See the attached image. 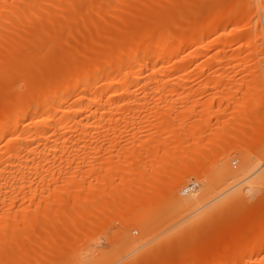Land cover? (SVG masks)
<instances>
[{
  "label": "bare ground",
  "instance_id": "obj_1",
  "mask_svg": "<svg viewBox=\"0 0 264 264\" xmlns=\"http://www.w3.org/2000/svg\"><path fill=\"white\" fill-rule=\"evenodd\" d=\"M198 1L197 5H194L197 2L193 3V0L180 1V12L183 17L179 16L183 21L179 22L180 18H178L179 23L174 24L169 19H172L170 7L175 0H0V264H24L22 259L25 254L35 256L34 252L27 253L30 249L27 243H31L33 233L30 230L35 225L34 222L39 219L35 216L36 205L29 206L25 201L27 198L30 201L31 199L37 201L34 199H37L38 194V185L35 183L39 181L36 179L41 176L39 160L42 154L50 157L52 151L45 148L54 145L68 143L81 145L91 141L99 143L104 141L103 134L108 137L112 133L117 135L116 133L120 131L137 135V132L147 130L152 134L156 133L157 136L162 132L160 136L165 138L155 137L152 139L154 141H151L148 137L151 142L146 146L144 143L146 148L131 149L122 164L113 161V157L104 159L103 155H82L79 152L75 157L68 155V158L65 157L67 162L75 159L79 163L89 162L88 165L91 167L86 172H82L84 174H80L82 176L77 171L68 170L70 171L68 177L72 181L80 176L82 177L80 181L87 177L101 178V183L97 186L91 185L89 189H85L88 186L84 187L82 183L72 184V187L66 186L68 188L65 191L57 189L56 186L57 194L54 193V197L53 194L50 196L51 192L46 193L49 196L48 205L52 210L55 208L53 205L58 206L61 209L60 214L65 215H63L65 218L62 216L65 224H73L76 228H79L78 224L82 221L84 225L91 214L96 215V221L99 220L101 210H108L107 216L110 217L114 213L121 212L124 224L140 228L142 235L132 238L129 237L131 234L129 233L126 234L128 236L123 237L122 242L118 238L117 241L112 238L113 243L121 242L134 250L151 242L153 229L157 224V226L161 224L165 226V223L172 222V225L165 226L166 228L161 227L164 231L167 227L171 229L175 223L177 224L174 218L178 215L185 218L190 216V219L186 218L185 225L179 226L181 230L172 228L173 231L169 233L168 228L165 233L169 234H166L162 241L169 245L171 241L176 242V237L181 238L183 232L185 234L188 232L191 236L189 227H195L202 220L201 217L195 218L196 215L193 217L191 214L201 210V206L204 207L215 190H224L225 193L259 170L255 180L248 182L244 188L235 190L228 195L229 197H224L226 199L222 198L224 201H221L222 204L219 202L221 205L216 203L218 207H214L217 210L219 206L234 202L247 205L250 198L245 199L244 192L251 197L259 188H264V166L262 165L261 170L257 166L261 161L254 165L252 160L254 158H251L246 150L247 142L250 140L258 141L254 144H264V91L259 90L262 88L261 81H264V76L262 77V73L259 72L264 61L262 57L264 0ZM140 10L145 12L143 15L147 13L146 15L150 16L149 20L151 17L156 19L155 26L151 27L150 23L146 26L143 22L130 23L133 15ZM141 17L137 18L138 21ZM246 17L248 18L245 19ZM213 48L217 50L213 52ZM238 66L248 71L245 76L248 79L246 81L248 90L243 100H235L236 93L233 94L231 91L222 94L221 91H216L206 103L202 104V98L197 97L198 90H194L195 83L204 75L208 87L215 82L232 80L233 75L231 76L228 70ZM213 68L216 70L207 72V69L211 71ZM176 98L178 102L184 100L185 103L182 101L183 110L175 115L173 111L176 106H173L174 103L172 105L170 100ZM201 106L205 114L198 119L197 112ZM229 111L234 117L221 120V114L226 115ZM215 115L218 119L217 124L215 123L218 136L216 140L213 139L215 142L210 141L212 138L209 137L207 145L212 146L216 143L215 147L211 148L216 158L219 177L216 182L204 172L205 170L194 169L192 164L190 166L191 162L188 160L196 159L200 154V147L207 143L205 133L211 131V127L209 130L206 127L214 125L212 118ZM239 116L245 118V153L230 140L231 127L236 128L235 120L237 119L238 122ZM191 123L189 129H185ZM166 131L171 137H166L165 134H168ZM109 138V142L113 145L121 144L120 138L116 136ZM139 138L135 141H140ZM209 148L205 149L209 150ZM232 158L241 161L238 168L232 167ZM97 163L104 165L97 168ZM104 166L106 169L102 175L99 170ZM49 171L51 170H47ZM60 171L61 179L65 172ZM55 173L58 172H52L53 175ZM59 173L57 177L56 174L53 176L55 180ZM45 174L43 175H50V179L53 178L51 172ZM66 177L64 176V179ZM116 177L122 182L129 181L123 182L126 183L125 186L118 179L120 181L116 183L120 182V186L116 183L113 185L112 181ZM192 178V181L197 179V190L194 189L193 194L183 192L188 195H181L179 187ZM162 180L166 182L160 187L157 182ZM262 191L264 192L263 189ZM63 193L66 197H63ZM99 193L102 194L101 197H97L100 196ZM144 193H149L150 196L146 197ZM116 194H120L121 198L116 199ZM148 198L150 202L147 204L145 201ZM39 199H42L41 196ZM68 203L71 207L67 206L66 209L65 205ZM26 205L29 207L25 208ZM239 206L241 205H237V208ZM29 208L30 211L33 209L32 213L26 215ZM263 208L264 206L260 210L255 209L256 211L252 213L257 212L255 216H251L250 213L249 218L246 217L248 228L261 224L264 220ZM32 214L35 218L31 217L34 219L30 217ZM56 214L58 212L55 213L58 219L53 216L56 219L55 223L60 221L61 216ZM230 216L233 218V215ZM28 218L32 221L31 224ZM25 221L29 222L31 227H27L29 224ZM184 226L186 229H182ZM24 230H29V233H25L27 235L31 233L30 238L27 236L30 240L25 239L26 235L22 232ZM74 233L77 234L79 231L72 232ZM198 235L194 236L197 238ZM194 236L190 239L196 240ZM69 237L77 239L78 234ZM257 237L246 242L242 239L238 240L241 245L237 242L240 247L238 246L231 255L227 253V246L224 251L222 250L224 247L212 248L210 256L201 254L205 249L200 245L204 244L203 239L198 245L196 243L199 239L196 242L193 240L192 243L196 246L193 248L190 243L192 245H189L190 256L200 253L202 258L198 264H264V256L252 254L259 246ZM72 240L71 242L74 241ZM32 242L34 243L33 239ZM164 242L163 245L161 243L162 247L165 246ZM156 244L161 248L160 243ZM23 245H26V248H23ZM34 249L30 250L34 251ZM154 249L157 250L154 247L152 251ZM154 255L156 254L152 256L150 254L152 261L150 262L149 259V264L153 263V258L157 259L158 256L154 257ZM74 256H77L76 260L79 259L78 254ZM142 259L140 260L144 263ZM137 263L139 264V261ZM29 264L35 263L31 261Z\"/></svg>",
  "mask_w": 264,
  "mask_h": 264
},
{
  "label": "rangeland",
  "instance_id": "obj_2",
  "mask_svg": "<svg viewBox=\"0 0 264 264\" xmlns=\"http://www.w3.org/2000/svg\"><path fill=\"white\" fill-rule=\"evenodd\" d=\"M180 1H182V0H175V3L172 5V7H170V13H171V17H172V19H169V21L171 22V23H174V24H176V23H179L180 21H183V16H182V13L180 12V5H181V2ZM194 2H197V3H195L194 5H197L198 3H199V1L198 0H193V3ZM179 3V4H178ZM179 7V8H178ZM175 11V12H174ZM177 12H179V13H177ZM143 13H145V12H143V10H140V11H138L136 14H134L133 15V18H132V21L130 22V23H133V21L134 22H136L135 24H141L142 22H143V24H146V26H147V24H149L150 23V26L151 27H153V26H155V23L157 22V21H154V20H156V19H153L154 17H151V20H149V18H150V16L149 15H146V14H144L143 15ZM174 15H173V14ZM176 13V14H175ZM138 14V15H137ZM141 15H142V17H141ZM146 15V16H145ZM179 15H181L182 17H180ZM136 16V17H135ZM144 16V17H143ZM148 16V17H147ZM140 17H141V20H139L138 21V19H140ZM170 17V18H171ZM138 18V19H137ZM178 18H180L179 19V22H177L178 21ZM248 17H246L245 19H247ZM144 21H143V20ZM174 19H176V20H174ZM141 21V22H140ZM148 21V22H147ZM150 21H152V22H150ZM246 21V20H245ZM140 22V23H139ZM147 22V23H146ZM154 22V23H153ZM176 22V23H175ZM123 25V24H122ZM125 25V24H124ZM123 25V26H124ZM129 26H130V24H128ZM127 25V26H128ZM236 45L237 44H235V46L234 47H236ZM214 50V51H213ZM213 50H211V51H213V52H215L217 49L215 48H213ZM248 50V49H247ZM246 49H245V54H246ZM263 58H264V55L262 56ZM262 58V59H263ZM262 66L263 67H261L260 68V70H259V72L260 73H262L261 75H262V77L264 76V61H263V64H262ZM216 70V68H213L211 71L210 70H208L207 69V72L208 73H210V72H213V71H215ZM222 70V69H221ZM228 72L229 73H231V76L233 77L232 78V80L230 79L229 81H228V79H227V81H224V82H215V84L213 83V84H211V85H209V87L207 86V80H205L204 79V77H205V75L203 76V77H201V79L202 80H204L203 82L202 81H200L199 79V81H197V83H195V85H194V90H198L197 92H199L198 93V95H197V97H199V98H202V101H203V103L202 104H204V103H206L207 102V100L209 99V97L211 96V94H213V93H215L216 91H221V94H222V92H224L225 93V91L227 92V91H231V92H233V94H235V100H243V98L245 97V92H246V90H248L247 89V87H246V85H248V82H247V84H246V81H248V79L247 78H245V76L247 75V73H248V71L247 70H245V68L244 67H233V68H231L230 70H228ZM214 73H216V72H214ZM260 73H258V74H260ZM207 75V74H206ZM247 79V80H246ZM263 80H264V78H263ZM200 82V83H199ZM261 87L262 88H260L259 90H261L262 91V89H263V91H264V81L262 82L261 81ZM259 86H260V84H259ZM207 87V88H206ZM206 89H208V90H206ZM206 90V91H205ZM260 91V92H261ZM264 93V92H263ZM172 100V101H171ZM170 100V102L172 103V105H173V103H174V105L173 106H176L175 107V110L173 111V112H175V115L176 114H179L180 112H181V110H183V103H185L184 102V100H182L183 101V103H182V101L181 100H179V101H181V103L180 102H178V99L176 98V99H171ZM175 100V101H174ZM174 101V102H173ZM186 101V100H185ZM218 103H219V101H217ZM201 104V105H202ZM203 111V108H202V106L201 107H199V110H198V112H197V115L199 116H197L198 117V119L199 118H202V115H204L205 113H204V111ZM179 112V113H178ZM203 113V114H202ZM172 115V114H171ZM170 115V116H171ZM222 116H220V117H222V118H220L221 120H223V119H228V118H232V117H234V116H231L230 115V111L225 115H223V114H221ZM172 116H174V114L172 115ZM228 116V117H227ZM196 117V118H197ZM216 117V115L215 116H213V118H212V125H213V123H214V125L213 126H209V127H206V129L208 128V130H209V128L211 127V131L209 130L207 133H205L206 135H205V137L207 136V138H206V141H207V143H205V144H203V146H201L200 147V154H199V156L195 159H193V158H191V159H188L190 162V166H191V164H192V166L194 165V169H198V170H200V171H204V172H206V174L208 173V175L214 180V182H216V181H218L219 180V177H218V174H217V165H216V158H215V155H214V153L212 152V149L211 148H214L215 146H214V144H216V143H214L212 146L211 145H207V144H209V140H210V138L209 137H211L212 139L210 140V141H212L213 139H215L216 140V138H217V136H218V132H217V117ZM245 117V116H244ZM170 118H174V117H170ZM239 118V121L238 122H236V120H235V125H236V128H235V126L234 127H231V132H230V140L232 141V144L234 143V145H237V146H239V147H241V149L244 151V153H245V118H243V116L240 118V116L238 117ZM171 120V119H170ZM191 120V119H190ZM190 120H187V121H190ZM193 120H194V118H193ZM192 120V121H193ZM191 121V122H192ZM211 122V121H210ZM241 122H243V123H241ZM170 123H172V120H171V122ZM169 123V124H170ZM187 123V122H186ZM190 123V122H189ZM193 123V122H192ZM192 123L191 124H189V126L188 127H186L185 129H189V127L192 125ZM216 123V124H215ZM211 124V123H210ZM209 124V125H210ZM238 124V125H237ZM188 125V124H187ZM240 128V130H238V129ZM216 129V130H215ZM186 130V132H191V131H187ZM191 130H192V128H191ZM214 130H215V132H214ZM147 132V133H146ZM156 132V131H155ZM164 132V131H163ZM167 132V131H166ZM165 132V133H166ZM185 132V131H184ZM210 132V133H209ZM234 132V133H233ZM142 135H141V134ZM158 133V132H157ZM168 133V132H167ZM117 135H115V133L113 134H111V135H109V136H116L118 139H119V141L121 142V144L120 145H113L112 143H110L109 142V140L108 139H110L109 138V136L107 137V135H104L103 134V140L104 141H102V142H99V143H96L95 141H91V143L90 142H88V143H82L81 145H79V144H77V143H68V144H59V145H54V146H51V148L50 147H48V148H45L46 150H49L51 153H50V157H46V156H44V154H42V156H41V158H40V160H39V163H40V165L39 166H41L40 167V172L41 173H39V175H41V176H39V177H37L38 179H36V180H38L39 182L38 183H35V184H37L38 185V187L35 185V187H37L38 189V191H37V195H36V197H37V199H34V200H37V201H32V199H31V201H30V199H26V201H25V203L26 204H28L29 206H32V207H34L35 205V213H36V217L39 219V221H35L34 223H35V225L33 226V228L30 230L29 228H27V229H29L30 230V232L32 231V239H33V241H34V243L32 242V239H31V243H27V244H29V248L31 249H34V251H32V250H30V249H28L29 251L27 252V253H33L34 252V254H35V256H29V255H26L25 254V256H23V262L22 263H24V264H29L31 261L33 262V263H35V264H135V263H137V261H139V264H149L148 262H149V259H150V254H151V256L153 255V254H156V255H154V257L155 256H158L157 257V259L155 258H153V263H150V264H166L167 262V264H179V263H182V262H187V263H189V264H198L200 261H201V258H202V256H200L199 254L197 255V254H194V256H190V252H189V250L191 249H189V245L190 246H192L193 248L196 246V245H198L199 244V242L202 240V241H204V244H200L201 245V247H202V249L203 248H205L204 249V251H203V253L201 252V254H204L205 256H210L211 254L210 253H212V248L214 249V248H222V247H224V248H222V250L224 251V249H226V247H227V249L226 250H228L227 251V253H229L230 255L234 252V251H236L237 250V248H238V246L239 245H241V243L238 241V240H243V241H249L250 239H253L254 237H257V238H259V239H257L256 241H257V244L260 246H258L255 250H253L254 252L252 253L253 254V256H264V222H263V224H262V221H264V220H262L261 221V224L260 223H258L257 224V226H253L252 228H248V225H246V223L247 222H245V221H248V220H246V217H247V219L249 218V214L251 213V216H255L256 214H257V212H256V214H252V213H254L256 210H260V208L261 207H263L264 206V196H262V195H264V192L262 191V189L264 190V188H259L258 189V191L255 193V195L254 196H251V197H249V195H247L245 192H244V195H245V199H249V201L250 202H252V203H250L249 201H247L249 204H241V203H232V204H229V205H225V206H219V209H215V207H218V205L221 203L222 204V202L224 201V199H226V198H224V197H229L228 195H230V194H232L235 190H237V189H239V188H244L247 184H248V182H251V181H253V180H255L256 178H257V175H258V173H259V170L256 172V173H254V174H252V176L250 175V177L248 176L247 178H245V180H244V182H241L240 184H238L237 186H235V187H233V188H231L230 190H226V192L224 193L223 191H221V190H215L217 193H214L213 192V194L211 195L212 197L211 198H209L208 200H207V202H206V204L204 205V207H202L201 206V210H197L195 213H193V214H191V216H195L196 215V217L195 218H197V217H201V219L202 220H200V223H197V225L194 227V226H191L192 228L194 227V229H192V228H190L189 227V229H188V231L190 230V235L193 237L194 235H198V237L196 238L195 236V239L198 241V239H199V241H198V243H196V245H194L195 243H192L193 242V240L194 239H190L191 238V236H189L188 235V232H186V234H185V232H183V235L181 236V238L180 237H178V238H180V239H178L177 237H176V239L178 240H176V242H169L170 244L168 245V244H166L164 241H162L163 239V237H165V235L166 234H169L171 231H173V229L174 230H176V229H178V230H181V226L182 225H185V219L187 218H189V217H184V219L181 221V219L183 218L181 215H178L177 217H175V216H173V217H175L174 218V220L177 222V224L175 223V227L174 226H172V228L170 229L169 227H167V230H168V228H169V230L170 231H168V232H166L165 233V231H167L166 229H165V231H164V229H162L161 227H163V228H166L165 226H169V225H172L171 223H168V225H167V223H165V224H163V225H165V226H161L162 224L161 223H159V224H161L160 226H157L156 225V227H154V229H153V233H152V240H151V242L149 243V244H147V245H145V246H143V247H141L140 249H138V250H134L132 247H130V246H125V245H123V244H121V240L123 239V237L126 235V234H128L129 235V233H131L130 235H133V236H130L129 235V237H132V238H137V237H140L141 235H142V231H141V229L140 228H138V227H135V226H133V225H131V224H124V222H123V219L121 218L122 217V215L123 214H121V212L119 213V214H117V213H114L113 215H111L112 217H110V216H107V212H109L108 210L107 211H104V210H101V213H99L100 214V216H99V220H97L96 221V215H94V214H91V215H89L88 217V219L84 222V225L82 224L83 223V221L81 222V223H79V224H81V226L78 224V226H79V228H76L75 227V225H73V224H65V222H64V220L65 219H62V216L64 215H62V214H60L61 212L59 211V210H61L58 206H56V205H53V207H55V208H53V210H52V207L50 206V205H48L49 204V196H47L46 195V193H48V192H51V194H50V196L53 194V197H54V193L55 192H57V189L58 188H60V190L62 189L63 191H65V189L66 188H68V187H70V185H71V187H72V184H80V183H82L83 184V186L84 187H87V188H85V189H89V187L91 186V185H93V186H97V185H99V183H101L100 182V180H101V178L99 179H96V178H90V177H87L85 180H83V181H80V178H82V177H80V176H82V175H84L83 173L84 172H86L89 168H91L90 167V165H88V164H90L89 162H78V160L77 161H75V159H73L71 162H67V156L69 155H74V157H75V155L77 154V155H79L77 152H79V153H81L82 155H84V154H89V155H99V156H102L103 155V158L104 159H108V158H111V157H113L114 159H113V161L115 160V162H117L118 164H122L123 162H124V159H125V156L127 155V153L128 152H130V151H132V150H134V149H136V150H138V149H142V147L145 149L146 147H144V143H145V146H146V144L148 143V142H151V141H154V140H152L153 138L155 139V137L158 139V138H165L164 136H160V134L162 135V132L157 136V134L156 133H154L153 132V134H152V132L151 131H147V130H145V131H142V132H137V135L135 136L132 132H122V131H120V132H118V133H116ZM133 134V135H132ZM170 133H168V134H165L166 135V137H169L170 135H169ZM185 134V133H184ZM233 134H234V136H233ZM129 135V136H128ZM145 137H144V136ZM168 135V136H167ZM173 135V134H172ZM120 136V137H119ZM133 136V137H132ZM125 137V138H124ZM135 137V138H134ZM136 137H140L139 138V140L140 141H135V140H138V138H136ZM148 137L150 138V140L151 141H149V139H148ZM171 137V136H170ZM127 138V139H126ZM142 138V139H141ZM173 138H174V136H173ZM172 138V139H173ZM208 138H209V140H208ZM125 139V140H124ZM144 139H146V140H148L147 142H146V140H144ZM172 139H170V140H172ZM107 140V141H106ZM141 140H143L142 142H141ZM214 141V140H213ZM252 141H253V144H252ZM215 142V141H214ZM258 142V141H257ZM255 140H250V142H247V144H248V146L246 147V150H247V152L251 155V158H254V159H252L254 162H253V164L255 163H259L258 161H261V163H259L260 165H257V166H259L260 168V170H261V167H262V165L264 166V144L262 145L261 143H260V145L259 144H254V143H257ZM102 143V144H101ZM122 143H124L123 145H122ZM140 144V145H138V144ZM239 143V144H238ZM75 144V145H74ZM246 144V145H247ZM61 145V146H60ZM64 145V146H63ZM65 145H67L68 147H66ZM92 145H93V147H92ZM148 145V144H147ZM72 146V147H71ZM85 146V147H84ZM109 146V147H108ZM116 146V147H115ZM133 146H134V148H133ZM209 146H210V148H209ZM108 147V148H107ZM112 149H111V148ZM121 147V148H120ZM129 147H130V149H129ZM209 148V150L208 149H205V148ZM78 148H80V149H78ZM105 148V149H104ZM106 148H107V150H106ZM123 148V149H122ZM56 149V150H55ZM83 149H85V150H83ZM92 149V150H91ZM120 149H122V151L120 150ZM126 149V150H125ZM132 149V150H131ZM162 149V148H161ZM88 150V151H87ZM118 150V151H117ZM91 151H92V153H91ZM109 151V152H108ZM124 151V152H123ZM161 151V150H160ZM76 152V153H75ZM83 152V153H82ZM116 152V153H115ZM162 152H163V150H162ZM162 152H160V153H162ZM202 152V153H201ZM208 153H210V155L208 154ZM108 154V155H107ZM111 154V155H110ZM107 155V156H106ZM54 158H53V157ZM58 156V157H57ZM62 156H64L62 159H61V157ZM110 156V157H109ZM120 156V157H119ZM254 156V157H253ZM65 157H67L66 159H65ZM200 157V158H199ZM258 157V158H257ZM261 157V158H260ZM118 158V159H117ZM120 158H122L121 160L122 161H120ZM60 159V160H59ZM64 159H65V161H64ZM233 160H231V165H232V167L233 168H238V166L240 165V163H241V161L239 160V159H234V158H232ZM261 159V160H260ZM54 160V161H53ZM75 161V162H74ZM51 162V163H50ZM263 162V163H262ZM50 163V164H49ZM79 163V164H78ZM41 164H43V165H41ZM74 164V165H73ZM98 165H97V168L98 167H101V166H103L104 165V163L101 165L100 163H97ZM196 164V165H195ZM254 164V165H255ZM47 165V166H46ZM84 165H86V166H84ZM186 165H188V163L186 164ZM212 165V166H211ZM66 166V167H65ZM77 166V167H76ZM80 166V167H79ZM197 166V167H196ZM256 166V167H257ZM83 167V168H82ZM87 167V168H86ZM107 167V166H106ZM188 167V166H187ZM199 167V168H198ZM42 168H44V169H42ZM77 170H76V169ZM190 168H192V167H190ZM263 168V167H262ZM52 169H53V171H52ZM86 169V170H85ZM103 169H104V171H103ZM105 166L104 167H102V169L100 168V173L103 175V173H105ZM47 170H51V171H49V172H51V174H52V172H58L59 173V171L60 170H64V172H65V175H63V177H61V179H60V173H59V176H58V178H57V180H55L56 178L55 177H57V175H58V173L55 175V177H53L54 175L52 174L51 175V178L52 179H50V175H47V176H45L46 174L45 173H49V172H47ZM68 170H70L71 172H74V171H77L78 172V174L80 175V174H82V175H80L78 178H76V179H73L74 181H72V179H70V177H68V176H70V171L68 172ZM79 170H80V172H79ZM101 170H102V172H101ZM61 172V171H60ZM67 172V173H66ZM83 172V173H82ZM68 173H69V175H68ZM43 174H45V175H43ZM86 174V173H85ZM42 175H43V177H42ZM66 175H67V177H66ZM64 176L66 177V179H64ZM47 177V178H46ZM55 178V179H54ZM64 179V180H63ZM68 179H70V180H68ZM117 179V180H116ZM116 179H114L113 181H112V183H113V185H115V183L117 182V181H120L121 179L120 178H118V177H116ZM118 179H120V180H118ZM196 179V178H195ZM194 179V180H195ZM216 179H218V180H216ZM43 180V181H42ZM82 180V179H81ZM193 180V178L191 179V180H189V181H187L186 182V184H184L183 186H181V187H179V192H180V194L181 195H188V194H193V192H195V190H197V188L195 189V190H193V191H191V192H188V194H185V193H183V188L187 185V184H189V183H191V182H196L197 181V179H196V181H192ZM70 183H69V182ZM124 181H126V183H127V181H129V180H123V182ZM35 182H37V181H35ZM79 182V183H78ZM84 182V183H83ZM121 182H122V180H121ZM122 182V183H123ZM164 182H166V181H164V180H162V181H158L157 182V184H159L158 186H160L161 187V185H164L165 183ZM67 183V184H66ZM126 183H123L124 185L126 184ZM230 183H231V181H230ZM54 184V185H53ZM87 184V185H86ZM118 183H116V185H117ZM40 185V186H39ZM119 186H120V182H119V184H118ZM45 186V187H44ZM56 186H58L57 187V189H56ZM66 186H68V187H66ZM126 186V185H125ZM158 186H156V187H158ZM50 187H52L51 189H50ZM54 189V191H51V190H53ZM56 190V191H55ZM60 190H58L59 192H60ZM61 190V191H62ZM40 191V192H39ZM88 191V190H87ZM86 191V192H87ZM143 191H145L144 189H143ZM58 192V193H59ZM142 192V191H141ZM147 192V191H146ZM149 192V191H148ZM64 193H66V192H64ZM63 193V194H64ZM102 193V192H101ZM105 193V192H104ZM143 193V192H142ZM151 193V192H150ZM224 193V194H223ZM55 194H57V193H55ZM68 194V193H67ZM145 195H146V197H148V195H149V193L148 194H146V193H144ZM152 194V193H151ZM43 195V196H42ZM99 195L100 196H98L97 195V197H101V195L102 194H100L99 193ZM105 195V194H104ZM40 196H41V198L42 199H39L40 198ZM91 195H89V197H90ZM122 196H124V195H122ZM125 196H127V194H125ZM150 196V195H149ZM163 196V195H162ZM60 197H62V194H60ZM63 197H66L65 196V194H64V196ZM69 197V195L67 196V198ZM91 197H93V196H91ZM115 197H116V199H119V198H121L120 197V194L118 195V194H116L115 195ZM128 197V196H127ZM127 197H124V198H127ZM248 197V198H247ZM51 198V197H50ZM222 198H224V199H222ZM43 199H44V201H43ZM66 199V198H65ZM71 199H72V197H71ZM70 199V201H72ZM122 199H123V197H122ZM147 199V198H146ZM222 199V200H221ZM228 199V198H227ZM40 200V201H39ZM69 200V199H68ZM69 201V202H70ZM74 201V200H73ZM222 201V202H221ZM65 202H67L66 200H65ZM150 202V198H148V200L147 201H145V203H149ZM220 202V203H219ZM71 203V202H70ZM218 205H217V204ZM256 203V204H255ZM65 204V203H64ZM63 204V205H64ZM74 204V202H72V205ZM220 204V205H221ZM241 205V206H239V208H237V205ZM259 204H260V206H259ZM261 204H263V205H261ZM236 205V206H235ZM246 205V206H245ZM254 205V206H253ZM29 206H25V208H28ZM45 206V207H44ZM47 206V207H46ZM50 206V207H49ZM70 208L71 206H70V204L68 203V205H65V207H66V209L68 208V207ZM149 206V205H148ZM215 206V207H214ZM232 206V207H231ZM245 206V207H244ZM64 207V208H65ZM73 207V206H72ZM253 207V208H252ZM37 208H40V209H37ZM233 208V210H231ZM63 209V208H62ZM200 209V208H199ZM215 209V210H214ZM256 209V210H255ZM25 210H27V209H25ZM32 210L33 209H31V211H30V208L28 209V213H27V211H26V215H28V214H30L29 212H31L32 213ZM106 210V209H105ZM212 210V211H211ZM252 210V211H251ZM255 210V211H254ZM41 213H40V212ZM53 211V212H52ZM228 211H230V212H228ZM232 211V212H231ZM263 212H264V208H263V210H262ZM23 212H24V210H23ZM57 213L58 212V214H56V215H61L60 216V221H57V223H55L56 222V219L55 218H53V216L54 217H57V216H55V213ZM241 214H240V213ZM259 212V211H258ZM50 213H52L53 215H51ZM63 213V212H62ZM198 213H202V214H198ZM223 213H225V214H223ZM227 213V214H226ZM46 214V215H45ZM109 214V213H108ZM205 214V215H204ZM209 214V215H208ZM234 214H237V215H234ZM40 215H41V217H40ZM45 215V216H44ZM48 215H51V216H48ZM106 215V216H105ZM117 215H120V216H117ZM225 216V217H223V216ZM230 215H233V218H232V216H230ZM31 216H33V214L32 215H30V217ZM65 216V215H64ZM63 216V217H64ZM208 216H209V218H208ZM211 216V217H210ZM215 216H217V218L215 217ZM229 216V217H228ZM24 217V216H23ZM34 217V216H33ZM33 217H31V219L33 218ZM46 217V218H45ZM49 217H50V219H49ZM101 217V218H100ZM173 217H171L172 218V221H173ZM220 219H219V218ZM228 217V218H227ZM233 219H231V218ZM237 218V219H235V218ZM25 218V217H24ZM35 218V217H34ZM33 218V219H34ZM37 218H36V220H37ZM65 218V217H64ZM94 218V219H93ZM170 218V219H171ZM215 218V219H214ZM226 218H227V220H226ZM30 218H28V220H29ZM54 219H55V221H54ZM57 219H58V217H57ZM101 219H102V221H101ZM122 219V220H121ZM169 219V220H170ZM190 219V218H189ZM203 219H204V221H203ZM213 219V220H212ZM230 219V220H229ZM25 220H26V218H25ZM198 220H199V218H198ZM220 220H221V222H220ZM224 220V222L222 223V221ZM225 220H226V222H225ZM30 221V220H29ZM52 223H51V222ZM171 221V220H170ZM209 221V222H208ZM212 221V222H211ZM219 221V222H218ZM230 221V222H229ZM26 222V224H29V222L27 223V221H25ZM31 222L32 221H30V224H31ZM199 222V221H198ZM217 222V223H216ZM36 223H37V225H36ZM67 223V222H66ZM89 223V224H88ZM187 223H188V221H187ZM195 223V224H196ZM212 223H213V225L215 226H213L212 225ZM217 225H216V224ZM220 223V224H219ZM30 224H29V226H27V227H31L30 226ZM240 224V225H239ZM24 224L22 223V226H23ZM82 225H83V227H82ZM207 225V226H206ZM246 227H245V226ZM37 226V227H36ZM69 226V227H68ZM180 226V227H179ZM62 227V228H61ZM68 227V228H67ZM71 227V228H70ZM21 228H23V227H21ZM25 228V227H24ZM23 228V229H24ZM72 230V231H70V229ZM75 228V229H74ZM186 229L185 228V226L184 227H182V229ZM207 228V229H206ZM37 229V230H36ZM57 229V230H56ZM68 229V230H67ZM203 229V230H202ZM209 229V230H208ZM216 229V230H215ZM29 230H24V231H22L24 234L25 233H29L28 231ZM64 230V231H63ZM65 230H67V231H65ZM163 230V231H162ZM207 230V231H206ZM74 231H79V233H77L78 234V237H77V239H76V237L74 238V237H69V236H71V235H75V236H77V234H72V232H74ZM87 231V232H86ZM125 231V232H124ZM184 231V230H183ZM186 231V230H185ZM195 231V232H194ZM216 231V232H215ZM38 232V233H37ZM70 232H71V234H70ZM126 232H128V233H126ZM182 232V231H181ZM180 232V233H181ZM193 232L195 233V234H193ZM201 232H204V233H201ZM35 233V234H34ZM54 234V235H52V234ZM201 233V234H200ZM23 234V235H24ZM64 234V235H63ZM182 234V233H181ZM26 236V238L25 239H28V240H30L29 238H30V235H31V233L29 234V235H27V234H25ZM69 235V236H68ZM128 235H126V236H128ZM180 234H178V236H179ZM205 235V236H204ZM27 236H29V238L27 237ZM36 236V237H35ZM54 236V237H53ZM56 236V237H55ZM67 236V237H66ZM122 238H121V237ZM228 236V237H227ZM116 237V238H115ZM200 237H201V239H200ZM204 237V238H203ZM238 237H240V239L238 238ZM98 238H100V239H102L101 240V242H100V239H98ZM115 240V241H117L118 239H119V241H121V242H118V244H115V243H113V239ZM118 238V239H117ZM238 238V239H237ZM73 241V242H71V240ZM181 239H183L182 240V242H181ZM53 240H55L54 241V243H52V241ZM189 240H191V241H189ZM196 240H194V242H196ZM23 241H25V240H23ZM97 241L98 242H100V243H97ZM63 242V243H62ZM162 242H164L165 244V246H163L162 247V245H163V243ZM237 242H239V245H238V243ZM24 243H26V241L24 242ZM66 243V244H65ZM89 243V244H88ZM106 243V244H105ZM110 244V245H108V244ZM156 243H160L159 245H161V243H162V245H161V248H160V246L158 247V244H156ZM192 245H191V244ZM233 243V244H232ZM34 244V246H32ZM52 244V245H51ZM99 244V245H98ZM178 246H177V245ZM183 244V245H182ZM188 244V245H187ZM88 245V246H87ZM95 247H94V246ZM112 245V246H111ZM153 245H154V247H156L157 248V250L156 249H154V251H152V249L154 248L153 247ZM25 246V247H24ZM65 246V247H64ZM91 246V247H90ZM100 246V247H99ZM117 246V247H116ZM121 246V247H120ZM151 246H152V248H151ZM170 246V247H169ZM215 246H217V247H215ZM219 246V247H218ZM148 247H150V248H148ZM168 247V248H167ZM172 247V248H171ZM240 247V246H239ZM23 248H26V245H23ZM83 248V249H82ZM86 248V249H85ZM92 248H93V250H92ZM148 248V249H147ZM173 249V250H171V249ZM192 248V249H193ZM220 248V249H221ZM88 249V250H87ZM113 249V250H112ZM149 249H150V252H149ZM261 249V250H260ZM23 250H25V249H23ZM53 250H55V251H53ZM84 250V251H83ZM90 250V251H89ZM163 250V251H162ZM32 251V252H31ZM148 251V252H147ZM157 251H159V252H156ZM171 251V252H170ZM25 252V251H24ZM79 252V253H78ZM81 252V253H80ZM98 252V253H97ZM144 252H145V254H144ZM155 252V253H154ZM166 252V253H165ZM29 253V254H30ZM40 254V255H39ZM52 254V255H51ZM74 254L76 255V254H78L79 255V259L78 260H76L77 259V256H74ZM82 254V255H81ZM87 254V255H86ZM158 254V255H157ZM166 254V255H165ZM23 255H24V253H23ZM112 255V256H111ZM185 255V256H184ZM196 255V256H195ZM82 256H83V258H82ZM87 256V257H86ZM90 256V257H89ZM147 256H149L148 257V261L146 262L145 260L147 259L146 257ZM28 258V259H27ZM82 258V259H81ZM124 258V259H123ZM142 258H145V259H142ZM158 258H160V259H158ZM73 259V260H72ZM84 259V260H83ZM139 259V260H138ZM140 259H142V260H144V263L143 262H141V260ZM37 260V261H36ZM65 260V261H64ZM67 260V261H66ZM80 260V262H78ZM90 260V261H89ZM92 260V261H91ZM131 260V261H130ZM134 260V261H133ZM158 260V261H157ZM89 261V262H88ZM103 261V262H102ZM152 260L150 259V262H151ZM155 261V262H154ZM181 261V262H180ZM75 262V263H74ZM118 262V263H117ZM138 264V263H137Z\"/></svg>",
  "mask_w": 264,
  "mask_h": 264
},
{
  "label": "built area",
  "instance_id": "obj_3",
  "mask_svg": "<svg viewBox=\"0 0 264 264\" xmlns=\"http://www.w3.org/2000/svg\"><path fill=\"white\" fill-rule=\"evenodd\" d=\"M198 187V182H191L189 184H187L184 188H183V192L188 193L193 191L194 189H196Z\"/></svg>",
  "mask_w": 264,
  "mask_h": 264
}]
</instances>
